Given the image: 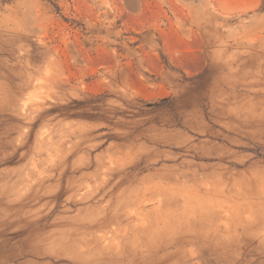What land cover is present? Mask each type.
Wrapping results in <instances>:
<instances>
[{
    "label": "rangeland",
    "instance_id": "1",
    "mask_svg": "<svg viewBox=\"0 0 264 264\" xmlns=\"http://www.w3.org/2000/svg\"><path fill=\"white\" fill-rule=\"evenodd\" d=\"M0 264H264V0H0Z\"/></svg>",
    "mask_w": 264,
    "mask_h": 264
}]
</instances>
